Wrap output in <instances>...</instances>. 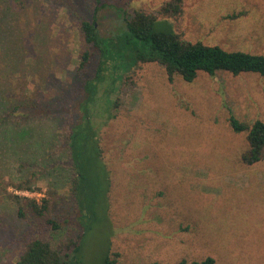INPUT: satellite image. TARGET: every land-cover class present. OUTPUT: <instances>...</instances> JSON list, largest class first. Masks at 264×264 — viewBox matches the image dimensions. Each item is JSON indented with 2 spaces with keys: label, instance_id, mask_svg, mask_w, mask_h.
Here are the masks:
<instances>
[{
  "label": "rangeland",
  "instance_id": "1",
  "mask_svg": "<svg viewBox=\"0 0 264 264\" xmlns=\"http://www.w3.org/2000/svg\"><path fill=\"white\" fill-rule=\"evenodd\" d=\"M170 1L0 0V264H16L33 239L57 247L86 226L78 264L108 253L118 264H264V158L246 164L247 134L230 125L232 115L264 121V77L170 81L162 64L136 57L149 45L123 40V18L143 11L182 40L264 55V0H184L176 15L163 11ZM96 10L103 43L114 36L120 57L89 103L95 128L104 123L102 158L88 171L80 223L69 138L101 59L81 31ZM14 195L51 199L50 208L40 218Z\"/></svg>",
  "mask_w": 264,
  "mask_h": 264
},
{
  "label": "trees",
  "instance_id": "2",
  "mask_svg": "<svg viewBox=\"0 0 264 264\" xmlns=\"http://www.w3.org/2000/svg\"><path fill=\"white\" fill-rule=\"evenodd\" d=\"M183 3L184 0H171L163 7V11L171 15L179 14L182 11ZM97 10L93 21L82 22L81 31L86 42L95 45L100 50L101 59L95 78L87 81L85 84L86 100L84 102V109L80 110L79 108L80 113H84V116L73 127L69 138L72 162L77 172V183L74 187V193L79 202L80 223L81 221L84 223L86 217L82 209H85L86 203L89 202V197L91 198L86 186L89 175L88 171H90L94 160L98 163L99 159L102 158L99 135L104 123L95 128V118L93 115L91 116L89 103L96 96L97 80L105 78V74L110 72L109 64L118 63L117 60L120 57L111 51L114 36L108 42V46L103 43L104 39L101 37L98 28ZM236 17V15H233L232 18ZM158 23L159 19L155 15L147 14L143 11L136 12L132 20L124 17L123 24L125 25L124 28L127 35L123 40L127 44L141 42L149 45V52L147 54L138 52L140 54L136 55V57H138L140 62H158L162 64L166 69L170 81H174L176 76H180L186 82L192 83L201 73L214 76L220 71H226L233 75L255 73L264 77V55L228 51L217 45L185 41L174 31L158 29ZM116 52L119 53L118 51ZM89 60L90 53L85 52L82 56L81 68L88 64ZM110 102L114 107L117 104L113 101ZM111 119L109 118V121ZM230 125L235 133L247 134L249 149L243 154L242 160L249 165L260 162L264 158V121L255 120L250 123L232 115ZM17 188L21 191H31L33 185L31 183H24L17 185ZM13 199L19 205L25 202V205L40 218L45 217L51 203V199H44L40 205L36 200L15 195ZM19 214L23 215V207H20ZM45 225L54 231H59L64 226L63 223L50 218L46 220ZM87 229L88 227L86 226L85 230L81 231L76 237L65 239L57 247H54L46 239H33L27 244L25 252L16 264H78L80 262L79 256L82 241ZM119 256V253H108L102 264H118ZM178 264H216V260L212 257H208L203 261L192 262L183 259Z\"/></svg>",
  "mask_w": 264,
  "mask_h": 264
}]
</instances>
